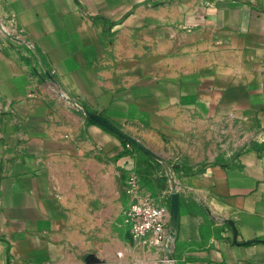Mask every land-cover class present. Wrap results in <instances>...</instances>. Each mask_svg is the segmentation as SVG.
<instances>
[{
  "label": "crops",
  "instance_id": "crops-1",
  "mask_svg": "<svg viewBox=\"0 0 264 264\" xmlns=\"http://www.w3.org/2000/svg\"><path fill=\"white\" fill-rule=\"evenodd\" d=\"M0 23L30 44L0 35V264H159L105 252L137 148L224 122L253 139L169 169L203 209L178 205L173 260L264 264V0H0Z\"/></svg>",
  "mask_w": 264,
  "mask_h": 264
},
{
  "label": "rangeland",
  "instance_id": "rangeland-1",
  "mask_svg": "<svg viewBox=\"0 0 264 264\" xmlns=\"http://www.w3.org/2000/svg\"><path fill=\"white\" fill-rule=\"evenodd\" d=\"M255 127L252 125H245V130H242L241 125L232 123H220L216 127H202L193 137L186 140L185 146H177V152L170 157L154 155L145 153L137 148L136 151V167L133 172L138 175L141 180L143 188L154 202L167 209L166 224L167 227L172 223L175 208L179 205L183 211L186 212H201L203 209L192 197H185L181 202L167 199L163 196L164 193L180 194L181 186L178 182L173 181L174 173L169 170L174 168L176 176L182 178V166L186 174L196 173L202 170L209 164H222L230 158L233 154L244 149L248 141L253 139L251 134L255 133ZM249 134L250 139H245ZM156 176V178H154ZM173 187H171V186ZM128 206V203L121 201L120 213ZM120 217V221H121ZM122 226V224H121ZM116 230L115 235H107L105 252L110 249V239H118L117 258L120 262H159V264H166L169 262V257L163 251L154 248H148L140 243L134 242L128 238L125 230L118 224L114 223ZM96 236H90L93 240L94 250ZM109 247V248H108ZM172 255V259L175 256ZM87 262H95L94 256L89 254L85 258Z\"/></svg>",
  "mask_w": 264,
  "mask_h": 264
},
{
  "label": "built area",
  "instance_id": "built-area-1",
  "mask_svg": "<svg viewBox=\"0 0 264 264\" xmlns=\"http://www.w3.org/2000/svg\"><path fill=\"white\" fill-rule=\"evenodd\" d=\"M13 36L9 38L7 35ZM0 35L18 43H26L20 37L10 34L0 23ZM124 191L129 198L128 206L122 213V225L134 242L148 248L159 249L168 256L173 254L175 240L166 224L167 209L154 202L144 191L137 174L131 172L124 181ZM166 264H175L169 259Z\"/></svg>",
  "mask_w": 264,
  "mask_h": 264
},
{
  "label": "water",
  "instance_id": "water-1",
  "mask_svg": "<svg viewBox=\"0 0 264 264\" xmlns=\"http://www.w3.org/2000/svg\"><path fill=\"white\" fill-rule=\"evenodd\" d=\"M7 36L9 38H13V36H10L9 34ZM33 52H34L35 56L37 57V59L40 60V57H39V54L37 53V51L35 49H33ZM40 62H41V60H40ZM41 64H42V62H41ZM172 200H176L178 202V194L172 193ZM177 207L174 210V215H173V220L174 221H175V217H176V209H177ZM170 234H171V237L175 240L176 239V230L175 229H171L170 230ZM168 257H169V259H172V255L171 254H169Z\"/></svg>",
  "mask_w": 264,
  "mask_h": 264
}]
</instances>
